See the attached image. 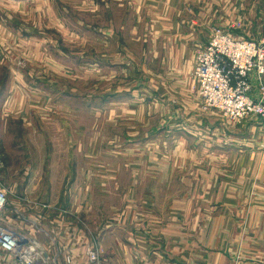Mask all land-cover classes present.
I'll return each mask as SVG.
<instances>
[{"label":"rangeland","instance_id":"rangeland-1","mask_svg":"<svg viewBox=\"0 0 264 264\" xmlns=\"http://www.w3.org/2000/svg\"><path fill=\"white\" fill-rule=\"evenodd\" d=\"M218 31L264 51V0H0L3 219L44 260L118 264L123 225L180 211L221 121L264 129L202 104L196 54Z\"/></svg>","mask_w":264,"mask_h":264},{"label":"crops","instance_id":"crops-1","mask_svg":"<svg viewBox=\"0 0 264 264\" xmlns=\"http://www.w3.org/2000/svg\"><path fill=\"white\" fill-rule=\"evenodd\" d=\"M214 132L205 159L183 171L180 211L170 206L162 223L154 211L146 227L123 225L122 240L111 242L118 264H264V129L221 121Z\"/></svg>","mask_w":264,"mask_h":264},{"label":"built area","instance_id":"built-area-1","mask_svg":"<svg viewBox=\"0 0 264 264\" xmlns=\"http://www.w3.org/2000/svg\"><path fill=\"white\" fill-rule=\"evenodd\" d=\"M264 51L261 45L239 40L222 32H215L197 51L194 76L204 107L216 108L232 119L258 117L264 126V85L257 96L250 94L248 74L253 67L262 70ZM7 192L0 186V250L12 255L17 264H62L44 260L36 247L24 243L23 237L3 219ZM6 219V218H5ZM89 261H98L96 253L88 248ZM63 264H75L68 257Z\"/></svg>","mask_w":264,"mask_h":264}]
</instances>
